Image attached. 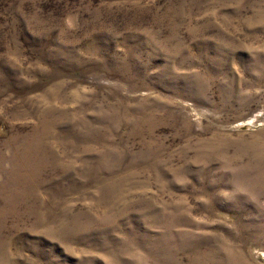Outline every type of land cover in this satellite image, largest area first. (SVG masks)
<instances>
[{"label":"rangeland","instance_id":"374dc122","mask_svg":"<svg viewBox=\"0 0 264 264\" xmlns=\"http://www.w3.org/2000/svg\"><path fill=\"white\" fill-rule=\"evenodd\" d=\"M0 264H264V0H0Z\"/></svg>","mask_w":264,"mask_h":264}]
</instances>
